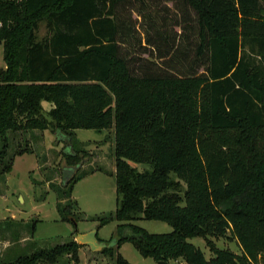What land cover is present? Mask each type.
Masks as SVG:
<instances>
[{
  "label": "trees",
  "instance_id": "16d2710c",
  "mask_svg": "<svg viewBox=\"0 0 264 264\" xmlns=\"http://www.w3.org/2000/svg\"><path fill=\"white\" fill-rule=\"evenodd\" d=\"M115 1L0 0V173L12 168L11 133L47 129L70 142L79 128H113L116 208L99 226L123 222L117 231L130 235L100 252L131 264L117 250L129 241L165 264H264V0H183L196 15V58L205 60L202 73L186 76L131 71ZM41 23L48 33L39 37ZM42 101L52 105L46 114ZM84 153L71 147L62 158L76 166ZM82 174L63 185L68 194ZM138 213L172 230L129 223ZM195 236L208 258L187 241ZM215 237L233 238L239 252ZM80 246L72 239L0 264L77 260Z\"/></svg>",
  "mask_w": 264,
  "mask_h": 264
},
{
  "label": "rangeland",
  "instance_id": "374dc122",
  "mask_svg": "<svg viewBox=\"0 0 264 264\" xmlns=\"http://www.w3.org/2000/svg\"><path fill=\"white\" fill-rule=\"evenodd\" d=\"M113 6L122 29L118 37L119 53L127 59L133 73L186 76L204 71V58L198 59L195 55L196 15L183 0H116ZM37 33L39 37L48 33L44 23ZM1 68L5 64L0 42ZM51 106L42 101L44 114ZM9 138L5 158L12 160V168L0 173V260L15 259L39 248H51L75 239L81 245L78 259L64 254L54 264H115L113 258L100 252L101 248L97 251L93 246L97 237L102 243H113L118 235H130L126 227L117 231V225L123 222L112 220L99 226V219L116 208L113 128L101 131L79 128L74 130L70 142L64 141L67 137L54 135L47 129L19 131L11 133ZM71 147L84 150L83 164L65 165L62 150L68 152ZM24 148L31 152L16 155L17 150ZM130 164L138 169L143 167ZM76 171L83 176L68 194L63 185ZM66 204L70 207L68 214L61 208ZM64 215L73 218L75 223ZM136 215L139 218L129 223L150 233L172 230L165 221ZM211 239L219 248L239 252L233 238ZM187 241L200 248L206 258L211 255L202 237ZM117 250L131 264H158L152 257H143L129 241L122 242Z\"/></svg>",
  "mask_w": 264,
  "mask_h": 264
},
{
  "label": "crops",
  "instance_id": "0c3cea01",
  "mask_svg": "<svg viewBox=\"0 0 264 264\" xmlns=\"http://www.w3.org/2000/svg\"><path fill=\"white\" fill-rule=\"evenodd\" d=\"M78 242V241H77ZM95 245H93L95 248L94 250H97L99 251L98 249L99 248H102L103 247V243L101 242V239L97 237V239L95 240Z\"/></svg>",
  "mask_w": 264,
  "mask_h": 264
},
{
  "label": "water",
  "instance_id": "95a60500",
  "mask_svg": "<svg viewBox=\"0 0 264 264\" xmlns=\"http://www.w3.org/2000/svg\"><path fill=\"white\" fill-rule=\"evenodd\" d=\"M158 264H165V262L159 261Z\"/></svg>",
  "mask_w": 264,
  "mask_h": 264
}]
</instances>
